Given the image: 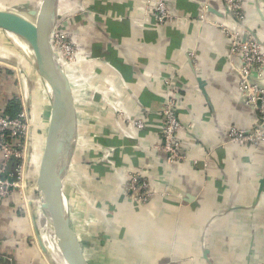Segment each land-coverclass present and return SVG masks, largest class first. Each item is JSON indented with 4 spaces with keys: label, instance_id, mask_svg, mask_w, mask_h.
<instances>
[{
    "label": "crops",
    "instance_id": "0c3cea01",
    "mask_svg": "<svg viewBox=\"0 0 264 264\" xmlns=\"http://www.w3.org/2000/svg\"><path fill=\"white\" fill-rule=\"evenodd\" d=\"M166 1L181 22L159 26L144 17L143 0H57L56 22L78 47L79 71L104 96L95 99L87 89L73 97L74 114L60 131L57 169L67 154L62 182L71 227L88 264H264V141L240 145L228 137L232 129L252 131L257 112L239 93L228 37L199 16L207 6L209 21L231 22L217 15L221 0ZM254 1L259 8L243 0L247 26L264 41L258 23L264 0ZM21 2L7 10L32 20L27 11L37 12L42 0ZM18 40L0 30V114L15 105L12 115H26L25 164L33 156L29 170L36 173L52 108L28 50L18 53H24ZM186 52L196 56L178 74L187 160L165 164L153 148L162 141L159 76L184 64ZM260 83L264 98V75ZM132 118L143 127L131 126ZM105 150L109 165L99 162ZM128 172L147 179L153 194L147 205L123 194ZM41 222L16 191L2 202L0 264H65L54 236L40 237Z\"/></svg>",
    "mask_w": 264,
    "mask_h": 264
},
{
    "label": "built area",
    "instance_id": "2783aa9c",
    "mask_svg": "<svg viewBox=\"0 0 264 264\" xmlns=\"http://www.w3.org/2000/svg\"><path fill=\"white\" fill-rule=\"evenodd\" d=\"M143 4L144 17L153 18L159 26L182 21L181 17L172 12L166 0H143ZM252 4L259 8L256 1L252 0ZM206 7H203V12L199 16L200 21L220 27L222 32L228 37L229 63L237 72L239 78L238 90L242 96L243 103L246 107L257 112L256 118L259 117L264 121V98L263 91L260 89V79L264 75V41L255 30L247 26L248 18L244 10L243 0L222 1V11L220 14L231 22V26L229 27L209 21L207 19L208 11ZM258 15L259 17L261 16L260 14ZM258 23L263 24L264 22L260 21L259 18ZM50 45L68 80L73 97L79 96L85 90L90 89L95 99L104 98L99 89L92 86L81 75L79 71L81 57L78 47L70 34L64 30L62 22L55 23L50 35ZM195 57L194 52H186L184 64L173 67L169 71L165 70L159 76L163 84L164 94L160 108L162 141L153 148L158 154L164 155L163 160L165 164L187 160L179 139L183 125L177 112V97L180 89V86H178V83H180L178 74H180L183 67L188 65L190 67L194 66ZM236 59H238L237 63L235 62ZM123 89L129 91L126 85L123 86ZM117 112L119 115H122L119 109H117ZM127 122L137 129L143 127L142 120L137 118L127 120ZM28 125L27 117L24 113H20L14 118L0 114V206L17 187L16 179L21 174L19 171L23 165V161L21 165V160H24L22 142L26 138ZM228 137L233 143L240 145L257 142L263 143L264 128L257 122L256 127L252 131L245 132L232 129ZM13 159L18 160L16 169L12 174H6L8 165ZM99 162L103 165H109L108 151H103ZM127 174V177L124 179L123 194L140 206L147 205L153 198L147 179L143 178L138 172H128ZM38 209L42 217L43 213L40 208ZM44 234L46 233L40 232V237L44 236Z\"/></svg>",
    "mask_w": 264,
    "mask_h": 264
},
{
    "label": "water",
    "instance_id": "95a60500",
    "mask_svg": "<svg viewBox=\"0 0 264 264\" xmlns=\"http://www.w3.org/2000/svg\"><path fill=\"white\" fill-rule=\"evenodd\" d=\"M27 13L34 18L31 20L17 11L0 9V30L16 36L30 48L31 55L29 56L32 59L35 73L44 85L46 98L50 101L52 108L45 146L34 181L36 198L40 203V210L51 227L49 228L52 230L64 262L66 264H88L71 227L63 194V173L70 164L69 160L67 161V154H63L61 163H64L59 170L57 169L61 157L60 131L71 114H74L71 87L50 45V35L56 23L57 0H42L37 12L28 10ZM217 15L221 16L218 13ZM257 119V122L264 128V121L259 117ZM70 137L68 140L71 141ZM263 187L264 177L260 180L259 191ZM185 202L192 209L196 206L191 196H187ZM206 254L205 251L204 259L207 258Z\"/></svg>",
    "mask_w": 264,
    "mask_h": 264
},
{
    "label": "rangeland",
    "instance_id": "374dc122",
    "mask_svg": "<svg viewBox=\"0 0 264 264\" xmlns=\"http://www.w3.org/2000/svg\"><path fill=\"white\" fill-rule=\"evenodd\" d=\"M20 1H22L21 3H23V1H24V3H31V2L34 3L36 0H32V1L31 0H20ZM14 3H15V0H0V7H2V9H11V8H13ZM17 43L23 48V52H24V53H21V51L19 50L18 53L21 55H25L26 52L24 50L23 44L20 43L19 41H17ZM27 48L29 49L28 46H27ZM32 69H31V71H32ZM33 71H34V69H33ZM33 114H34V112H33ZM28 127H30V126L28 125ZM28 142H29L28 141V134L26 133V138H25L24 142H22V150H23V159L24 160H21V165H22V161H23V165L20 167L21 169L19 171L21 174L16 179L17 187L14 189V191L17 192V194L20 196L23 203L26 204V202H27V203H29V205L31 204V206H33V208L37 214V217L38 216L41 217V213L38 209V208H40V203H39V201H37V198H36L37 194L35 191V183H34V181L36 179V175H37L36 174L37 168H36V173H35L34 168L32 169V171L29 170V167H31L32 164L35 165V163L33 162V156L31 157L32 161L30 162V164H25ZM32 187L34 188V191L32 190ZM35 204H36V206H35ZM41 220H42V222H41V224H39L38 230H40L43 233H46V235L47 234L53 235L48 221H46L47 223H45L44 227H43V223H44V221H43L44 217L43 216L41 217ZM48 227H50V228H48ZM53 247H54V245H52L50 248H51V250L54 251Z\"/></svg>",
    "mask_w": 264,
    "mask_h": 264
},
{
    "label": "trees",
    "instance_id": "16d2710c",
    "mask_svg": "<svg viewBox=\"0 0 264 264\" xmlns=\"http://www.w3.org/2000/svg\"><path fill=\"white\" fill-rule=\"evenodd\" d=\"M17 111V107L14 105V107L12 109H9V112L6 114L7 117H10V118H14V116L16 115ZM13 112V113H12ZM12 114H15V115H12ZM18 164V160H11L9 165H8V168H7V172L6 174H12L13 171L16 169V165Z\"/></svg>",
    "mask_w": 264,
    "mask_h": 264
},
{
    "label": "bare ground",
    "instance_id": "6f19581e",
    "mask_svg": "<svg viewBox=\"0 0 264 264\" xmlns=\"http://www.w3.org/2000/svg\"><path fill=\"white\" fill-rule=\"evenodd\" d=\"M18 41H19V40H18ZM19 42L23 44V47H26V49L28 50L29 54L31 55L30 48L28 49V48H27V45L24 44L23 42H21V41H19ZM27 164H30V161L27 160ZM27 169H28V168H27ZM37 170H38V168H37ZM32 190L34 191V188H33V187H32ZM37 201H38V199H37ZM37 204H38V203H37ZM43 217H44V224H45V223H47V222H46L47 219H46V217H45L44 215H43ZM44 224H43V225H44ZM65 264H66V263H65Z\"/></svg>",
    "mask_w": 264,
    "mask_h": 264
}]
</instances>
